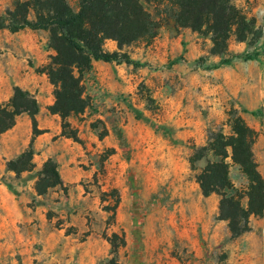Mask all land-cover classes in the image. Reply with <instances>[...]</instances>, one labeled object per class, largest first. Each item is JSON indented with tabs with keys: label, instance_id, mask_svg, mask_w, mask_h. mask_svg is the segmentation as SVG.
Listing matches in <instances>:
<instances>
[{
	"label": "rangeland",
	"instance_id": "374dc122",
	"mask_svg": "<svg viewBox=\"0 0 264 264\" xmlns=\"http://www.w3.org/2000/svg\"><path fill=\"white\" fill-rule=\"evenodd\" d=\"M26 1L0 0V16ZM67 1L79 10V0ZM236 5L263 38H233L229 56L252 59L221 64L209 38L162 21L154 39L124 47L138 66L93 63L84 80L91 107L68 119L77 141L50 111L49 33L0 31V106L16 87L39 104L36 126L24 113L0 134V264H264V214L251 216L250 230L234 237L220 219L221 197L204 196L197 179L220 159L209 155L194 168L190 162L213 132L231 134L235 113L257 133L253 153L264 179V0ZM105 49L117 51V43ZM29 149L33 168L9 170ZM229 153V194L247 206L248 179ZM50 159L63 185L39 195L36 182ZM114 234L126 242L117 253Z\"/></svg>",
	"mask_w": 264,
	"mask_h": 264
},
{
	"label": "trees",
	"instance_id": "16d2710c",
	"mask_svg": "<svg viewBox=\"0 0 264 264\" xmlns=\"http://www.w3.org/2000/svg\"><path fill=\"white\" fill-rule=\"evenodd\" d=\"M237 0H79V10L75 12L67 0H27L18 2L6 15L0 16V31L8 29L18 32L23 29L46 31L49 33L47 48L52 50L49 62L44 68L54 87L55 103L51 113L61 117L63 133L68 138L78 140L77 131L68 119L79 116L91 107L92 100L86 93L85 77L92 71L95 61L105 63H126L138 66L131 57L123 53L126 46L151 41L156 37L161 22L173 20L178 29H190L212 44L211 55L219 57L221 64H231L236 60H248L253 56H229L230 41L249 42L261 40L262 30L254 18L248 17L236 5ZM155 8L159 21L144 6ZM34 14V19H31ZM117 43V51H107V41ZM213 69L216 66H204ZM27 113L36 126L39 113L37 99L20 87L6 105L0 106V134L11 130L17 118ZM231 134L213 132L205 146L196 149L191 157V165L212 155L219 161H209L198 175V183L204 196L217 194L220 200V219L228 222L231 234L240 237L250 230V217L264 214V179L254 159L253 147L257 133L246 121L235 113L229 114ZM248 179L245 197L229 194L234 190L230 179V157ZM33 154L29 149L18 159L8 162V169L14 172L30 171L33 168ZM58 165L48 160L36 182L39 195L62 186ZM114 234L109 238L112 251L117 253L125 245V239Z\"/></svg>",
	"mask_w": 264,
	"mask_h": 264
},
{
	"label": "crops",
	"instance_id": "0c3cea01",
	"mask_svg": "<svg viewBox=\"0 0 264 264\" xmlns=\"http://www.w3.org/2000/svg\"><path fill=\"white\" fill-rule=\"evenodd\" d=\"M100 62H102V61H95L94 63H100ZM102 63H105V62H102Z\"/></svg>",
	"mask_w": 264,
	"mask_h": 264
}]
</instances>
